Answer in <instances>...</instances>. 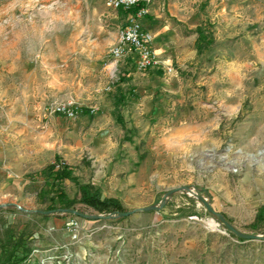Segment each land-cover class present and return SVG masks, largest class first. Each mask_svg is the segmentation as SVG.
<instances>
[{"label":"rangeland","instance_id":"obj_1","mask_svg":"<svg viewBox=\"0 0 264 264\" xmlns=\"http://www.w3.org/2000/svg\"><path fill=\"white\" fill-rule=\"evenodd\" d=\"M108 1L0 0V264H264L190 191L264 234V0H145L146 69L112 56L131 12ZM61 162L124 212L186 189L100 212L41 173ZM58 188L86 216L51 208Z\"/></svg>","mask_w":264,"mask_h":264},{"label":"trees","instance_id":"obj_2","mask_svg":"<svg viewBox=\"0 0 264 264\" xmlns=\"http://www.w3.org/2000/svg\"><path fill=\"white\" fill-rule=\"evenodd\" d=\"M137 7L128 10L127 12H136ZM198 39L197 43L199 47H202L204 43H206L207 35L205 31L199 27L197 29ZM208 42V41H207ZM121 80H125L124 78ZM121 103V99L115 100V108L118 113L119 122L123 123V117L119 111V106ZM82 114H88L90 116L93 115L94 110L83 107L80 111ZM57 161H60V158L56 157ZM42 174L48 173V180H52V185L56 182H62L65 180H70L71 182L75 183L78 187L79 191L81 192L80 202L84 203L86 206L93 208L100 212H124V207L120 203V201L114 197H102L101 193L98 189H93L89 184H83L79 181L78 177L74 175L73 170L66 164L60 169L56 168V164L52 163L48 165L42 172ZM77 202L76 199H71L65 191L58 188V192L56 193V198L53 199V204L51 208L57 210L58 203L61 207H72ZM264 223V205L259 209L255 221L250 225L252 228L257 229L260 227L261 224ZM232 235L236 236L234 233L231 232ZM239 240L244 241L240 237H237Z\"/></svg>","mask_w":264,"mask_h":264},{"label":"built area","instance_id":"obj_3","mask_svg":"<svg viewBox=\"0 0 264 264\" xmlns=\"http://www.w3.org/2000/svg\"><path fill=\"white\" fill-rule=\"evenodd\" d=\"M145 0H109L108 5L113 9L130 10L137 7L136 12H131L130 19L119 32V42L111 51L116 59L135 56L142 69L151 68L158 64L156 53L153 50V33L141 22V18L147 15L149 9L143 3ZM59 163L58 169L64 166ZM77 235L75 234V238Z\"/></svg>","mask_w":264,"mask_h":264},{"label":"water","instance_id":"obj_4","mask_svg":"<svg viewBox=\"0 0 264 264\" xmlns=\"http://www.w3.org/2000/svg\"><path fill=\"white\" fill-rule=\"evenodd\" d=\"M182 189H186V188H176V189L171 190L162 199L160 205H154V206H150V207H146V208H140V209H136V210H133V211H127V212H119V211H117V213L119 215H122V216H129V215H131L132 213H134L136 211L160 210L165 205L166 200L169 198L170 195H172V194H174V193H176V192H178V191H180ZM190 191L192 193H194L195 196H197L205 204L207 210L212 215L218 217L217 219L219 220V222H221L227 230L233 232L236 236H238V237H240L242 239H245V240H264V234H252V233H247V232H244V231L240 230L238 227H236L234 224H232L223 215L218 214L205 197H202L199 193H195L193 190H190ZM57 211H61L62 213H68L69 212V213H73V214H76V215H79V216H86L83 213H81V212H79V211H77L75 209L61 208V209H58ZM50 212H53V211H50Z\"/></svg>","mask_w":264,"mask_h":264},{"label":"crops","instance_id":"obj_5","mask_svg":"<svg viewBox=\"0 0 264 264\" xmlns=\"http://www.w3.org/2000/svg\"><path fill=\"white\" fill-rule=\"evenodd\" d=\"M150 15L149 16H147L144 20L142 19V22L145 24V26L147 27V28H151L150 27V25H148V23L150 22ZM156 36V35H155ZM158 37V36H157Z\"/></svg>","mask_w":264,"mask_h":264},{"label":"bare ground","instance_id":"obj_6","mask_svg":"<svg viewBox=\"0 0 264 264\" xmlns=\"http://www.w3.org/2000/svg\"><path fill=\"white\" fill-rule=\"evenodd\" d=\"M262 153H264V150L261 151V154H262ZM209 224H210L212 227H216V226H217V222H216L215 220H213V219H210Z\"/></svg>","mask_w":264,"mask_h":264}]
</instances>
